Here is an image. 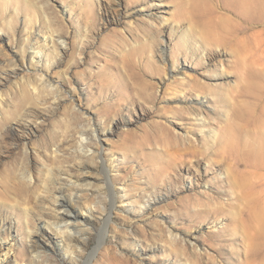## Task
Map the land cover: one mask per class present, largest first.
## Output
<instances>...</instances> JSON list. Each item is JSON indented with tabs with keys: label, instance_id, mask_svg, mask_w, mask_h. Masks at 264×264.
I'll use <instances>...</instances> for the list:
<instances>
[{
	"label": "rangeland",
	"instance_id": "rangeland-1",
	"mask_svg": "<svg viewBox=\"0 0 264 264\" xmlns=\"http://www.w3.org/2000/svg\"><path fill=\"white\" fill-rule=\"evenodd\" d=\"M7 130L0 264H264V0H0Z\"/></svg>",
	"mask_w": 264,
	"mask_h": 264
},
{
	"label": "bare ground",
	"instance_id": "bare-ground-1",
	"mask_svg": "<svg viewBox=\"0 0 264 264\" xmlns=\"http://www.w3.org/2000/svg\"><path fill=\"white\" fill-rule=\"evenodd\" d=\"M108 1H110V3H112L114 0H108ZM172 29H174L173 26H172ZM25 126H27V125L22 124L20 127L24 128ZM21 140L22 139L19 138L18 136H16L11 130H7V131L0 133V152H4L12 144H14V143L18 144L19 142H21ZM82 147H84L83 143L80 144V148H82ZM89 157H91V158L97 157V154L95 153V149H93V151L89 154ZM81 165H82V168H88L89 167V164L84 163V162ZM29 178L31 180H33L32 172L30 173ZM79 180L80 179L78 178L77 181H79ZM75 193H76V195H79L78 190ZM50 198L52 201L50 200L51 203H49V204L53 205V207L55 208V211L57 213V215H53L56 218L55 220H57V221H54L53 224L56 226V228L59 232L63 233L64 235H67V237L69 236V243L70 244H72L73 246L75 245L76 247L82 248L84 246V244H86L85 235L87 234L86 229L82 225L86 224V219H85V217H87L86 213H87V215H90V216L93 215L92 209L88 208V206H87V208L85 210L86 212H83V211L80 212L74 208V205L67 204L65 201L61 200L60 197L53 195ZM40 199L45 204L47 202H49V198L47 199L45 197H41ZM25 213L27 216L26 218H28L30 220L31 218L29 217V215L31 214V211L28 209V207L25 208ZM29 220H27V225H28L29 229H36V234H37L36 241L37 242H41V240H44V241H47L49 243H54V240L51 237L52 235L49 234L45 230L44 226L40 225L39 223L33 224V222L29 221ZM60 223H66L65 227H62V225ZM4 226H5V222L1 221L0 222V228H3ZM31 233H34V231L31 230ZM77 233H79L80 235L77 236L76 235ZM53 245L55 246V243ZM3 249H4L3 246H1V248H0V259L2 258V256L4 254L7 253V252H4ZM45 251H47V250H45ZM43 252L44 251L41 250L38 245L32 244L31 248H30V253H31V257H32L30 264H39L36 261V259L39 257H42ZM79 255H80V253H79ZM72 256H74V255H72ZM77 256L78 255L75 254V257H77ZM7 258L8 257L4 256V260H6ZM11 262H13V264H19L18 260L11 261ZM21 262H22V264H25V261H21Z\"/></svg>",
	"mask_w": 264,
	"mask_h": 264
}]
</instances>
